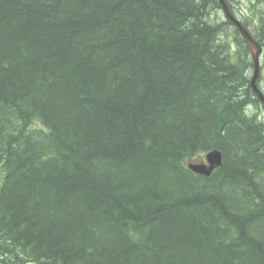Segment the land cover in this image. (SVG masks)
Masks as SVG:
<instances>
[{"label": "trees", "instance_id": "16d2710c", "mask_svg": "<svg viewBox=\"0 0 264 264\" xmlns=\"http://www.w3.org/2000/svg\"><path fill=\"white\" fill-rule=\"evenodd\" d=\"M219 5L0 0V264H264V107Z\"/></svg>", "mask_w": 264, "mask_h": 264}, {"label": "water", "instance_id": "95a60500", "mask_svg": "<svg viewBox=\"0 0 264 264\" xmlns=\"http://www.w3.org/2000/svg\"><path fill=\"white\" fill-rule=\"evenodd\" d=\"M222 6V9L224 11V14L228 20L232 22V24L238 29L241 37L245 41L249 52L251 54L252 63H253V76L250 81V86L255 93L258 100L264 105V97L258 90V88L255 85L256 79L259 76L260 73V67H259V55L261 54V48L258 45V43L251 37L249 32L236 20L231 13L228 10V7L224 0H218ZM206 164H190L188 167L193 172L198 173L200 175H203L205 177H209L211 173L221 167L222 165V156L221 153L218 150H214L209 152L206 157Z\"/></svg>", "mask_w": 264, "mask_h": 264}, {"label": "rangeland", "instance_id": "374dc122", "mask_svg": "<svg viewBox=\"0 0 264 264\" xmlns=\"http://www.w3.org/2000/svg\"><path fill=\"white\" fill-rule=\"evenodd\" d=\"M254 4V5H257V6H260V10L262 11V15H263V19L264 20V0H234V3H233V6L236 8L235 10L238 12V10H242L243 14L244 15H247V13H249V10H248V7H249V4ZM236 4V5H235ZM220 11V9L218 10ZM219 17H218V13L216 12L215 14V23L218 24L221 22L218 21ZM218 24V25H220ZM222 25V24H221ZM217 41H222V36H221V33H218V36H217ZM263 42V46H264V40H262ZM262 75H261V78L259 79L258 81V85L260 87V89L264 92V54H263V60H262ZM251 75H252V72L249 76V78H251ZM201 156L198 155L194 158V160H197L199 159Z\"/></svg>", "mask_w": 264, "mask_h": 264}, {"label": "bare ground", "instance_id": "6f19581e", "mask_svg": "<svg viewBox=\"0 0 264 264\" xmlns=\"http://www.w3.org/2000/svg\"><path fill=\"white\" fill-rule=\"evenodd\" d=\"M261 75H262V72H261ZM261 75H260L259 79L261 78ZM249 79H251V78H249ZM257 88L260 91V93L262 94V96L264 97V92L260 89L258 84H257Z\"/></svg>", "mask_w": 264, "mask_h": 264}]
</instances>
